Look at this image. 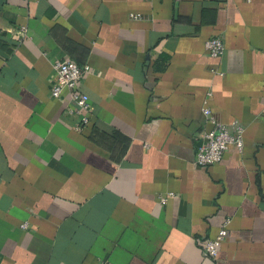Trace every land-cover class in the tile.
Returning <instances> with one entry per match:
<instances>
[{"label": "crops", "instance_id": "crops-1", "mask_svg": "<svg viewBox=\"0 0 264 264\" xmlns=\"http://www.w3.org/2000/svg\"><path fill=\"white\" fill-rule=\"evenodd\" d=\"M206 108L243 148L203 168ZM0 264H264V0H0Z\"/></svg>", "mask_w": 264, "mask_h": 264}, {"label": "built area", "instance_id": "built-area-1", "mask_svg": "<svg viewBox=\"0 0 264 264\" xmlns=\"http://www.w3.org/2000/svg\"><path fill=\"white\" fill-rule=\"evenodd\" d=\"M249 1V0H247ZM205 49L212 58H221L225 47L218 37H213L205 42ZM54 86L50 90L53 99H59L64 91L69 94L70 105L67 113L74 116L78 128L86 127L90 122L91 105L89 97L80 90V84L86 69H81L71 61L57 60L52 64ZM206 121L211 125L210 130L201 135L198 145L195 164L198 167H210L219 163L229 148L241 151L243 148V129L241 127H228L219 123L209 109L203 110ZM166 198H161L165 203ZM26 227V225H23ZM227 235L226 224L218 231L215 239L203 241V251L206 256L215 258L218 248Z\"/></svg>", "mask_w": 264, "mask_h": 264}]
</instances>
